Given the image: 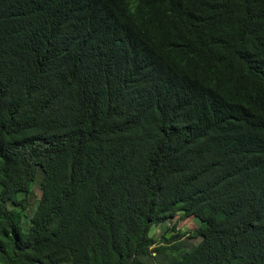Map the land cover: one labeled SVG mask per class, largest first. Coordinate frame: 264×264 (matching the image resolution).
I'll return each instance as SVG.
<instances>
[{
	"label": "trees",
	"instance_id": "16d2710c",
	"mask_svg": "<svg viewBox=\"0 0 264 264\" xmlns=\"http://www.w3.org/2000/svg\"><path fill=\"white\" fill-rule=\"evenodd\" d=\"M35 263L264 264V0H0V264Z\"/></svg>",
	"mask_w": 264,
	"mask_h": 264
},
{
	"label": "rangeland",
	"instance_id": "374dc122",
	"mask_svg": "<svg viewBox=\"0 0 264 264\" xmlns=\"http://www.w3.org/2000/svg\"><path fill=\"white\" fill-rule=\"evenodd\" d=\"M39 196V190L36 187L34 189L33 194L29 198L30 206L29 209L27 210V216L30 217L31 214L33 213L36 205H37V200ZM176 224V225H175ZM202 224V221L198 219L197 217L194 216H189L184 219L178 218V215L172 218H169L165 222L161 223L160 225L154 226L151 230L150 233L152 234L153 237L159 239L162 234H166L167 236H170L172 234H176V232H181L185 233L180 239L178 244L179 248H187L190 245L197 243L198 238H193L190 237L187 232L194 230L197 226ZM175 225V231L172 230L171 228ZM23 229L25 230V225H23ZM39 264V263H35Z\"/></svg>",
	"mask_w": 264,
	"mask_h": 264
}]
</instances>
